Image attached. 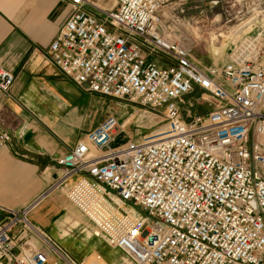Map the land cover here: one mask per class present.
I'll use <instances>...</instances> for the list:
<instances>
[{
	"label": "built area",
	"instance_id": "2783aa9c",
	"mask_svg": "<svg viewBox=\"0 0 264 264\" xmlns=\"http://www.w3.org/2000/svg\"><path fill=\"white\" fill-rule=\"evenodd\" d=\"M186 1L115 0L104 9L70 0L48 48L54 66L163 126L149 141L114 146L129 125L105 117L57 161L62 173L49 191H63L85 231L130 264H264V25L226 64L203 67L180 18H170ZM15 81L0 69L9 98ZM10 141L0 128V150ZM46 195L1 209L0 264H79L30 219Z\"/></svg>",
	"mask_w": 264,
	"mask_h": 264
},
{
	"label": "crops",
	"instance_id": "0c3cea01",
	"mask_svg": "<svg viewBox=\"0 0 264 264\" xmlns=\"http://www.w3.org/2000/svg\"><path fill=\"white\" fill-rule=\"evenodd\" d=\"M90 1L115 7L110 0ZM71 13L70 0H0V69L16 76L12 98L0 91V128L11 135L0 150V223L2 208L21 209L47 192L30 219L81 264L95 251L80 232L84 223L63 191L49 189L62 173L57 161L105 115L90 120L98 94L63 75L48 52Z\"/></svg>",
	"mask_w": 264,
	"mask_h": 264
},
{
	"label": "rangeland",
	"instance_id": "374dc122",
	"mask_svg": "<svg viewBox=\"0 0 264 264\" xmlns=\"http://www.w3.org/2000/svg\"><path fill=\"white\" fill-rule=\"evenodd\" d=\"M110 1L114 7V0ZM175 17L180 18L182 28L186 29L195 41L193 58L196 62L203 67H210L213 64L224 65L228 62L236 43L243 37L254 34L256 27L264 25V0H188L175 7L170 18ZM96 101L90 113L91 121L103 115L105 117L112 115L129 125L114 146L128 140H148L159 135L157 131L163 126L162 119L146 113L140 106L101 95L96 96ZM78 222L84 223L83 229L80 227V232L90 238L86 239L88 245L95 250L81 260L83 264H130L102 238L88 230L85 231L87 223L80 213ZM109 252L116 254L110 255Z\"/></svg>",
	"mask_w": 264,
	"mask_h": 264
},
{
	"label": "bare ground",
	"instance_id": "6f19581e",
	"mask_svg": "<svg viewBox=\"0 0 264 264\" xmlns=\"http://www.w3.org/2000/svg\"><path fill=\"white\" fill-rule=\"evenodd\" d=\"M255 2V1H254ZM256 3V2H255ZM256 12V11H255ZM232 40V39H231ZM236 42V41H235ZM144 141H149V139L148 140H144Z\"/></svg>",
	"mask_w": 264,
	"mask_h": 264
}]
</instances>
